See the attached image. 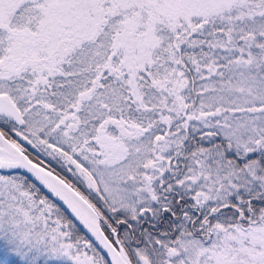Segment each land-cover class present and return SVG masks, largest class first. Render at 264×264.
<instances>
[{"label":"snow or ice","instance_id":"1","mask_svg":"<svg viewBox=\"0 0 264 264\" xmlns=\"http://www.w3.org/2000/svg\"><path fill=\"white\" fill-rule=\"evenodd\" d=\"M0 264H264V0H0Z\"/></svg>","mask_w":264,"mask_h":264}]
</instances>
